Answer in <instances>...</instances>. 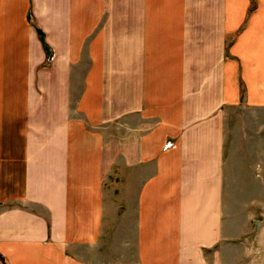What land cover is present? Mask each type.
<instances>
[{
	"label": "crops",
	"instance_id": "obj_1",
	"mask_svg": "<svg viewBox=\"0 0 264 264\" xmlns=\"http://www.w3.org/2000/svg\"><path fill=\"white\" fill-rule=\"evenodd\" d=\"M237 106L264 0H0V264H221Z\"/></svg>",
	"mask_w": 264,
	"mask_h": 264
},
{
	"label": "rangeland",
	"instance_id": "obj_2",
	"mask_svg": "<svg viewBox=\"0 0 264 264\" xmlns=\"http://www.w3.org/2000/svg\"><path fill=\"white\" fill-rule=\"evenodd\" d=\"M225 141L221 264H264V110L235 107Z\"/></svg>",
	"mask_w": 264,
	"mask_h": 264
},
{
	"label": "built area",
	"instance_id": "obj_3",
	"mask_svg": "<svg viewBox=\"0 0 264 264\" xmlns=\"http://www.w3.org/2000/svg\"><path fill=\"white\" fill-rule=\"evenodd\" d=\"M171 146H173V143L172 142H167L165 145H164V147H171Z\"/></svg>",
	"mask_w": 264,
	"mask_h": 264
},
{
	"label": "water",
	"instance_id": "obj_4",
	"mask_svg": "<svg viewBox=\"0 0 264 264\" xmlns=\"http://www.w3.org/2000/svg\"><path fill=\"white\" fill-rule=\"evenodd\" d=\"M259 223H260V221H259V220H256V221H255V227H256V228H258V226H259Z\"/></svg>",
	"mask_w": 264,
	"mask_h": 264
}]
</instances>
